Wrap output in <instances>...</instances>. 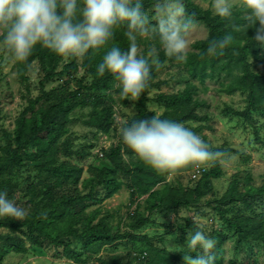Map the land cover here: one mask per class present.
<instances>
[{"label": "trees", "instance_id": "16d2710c", "mask_svg": "<svg viewBox=\"0 0 264 264\" xmlns=\"http://www.w3.org/2000/svg\"><path fill=\"white\" fill-rule=\"evenodd\" d=\"M157 3L158 0H142L143 11L148 15L150 24L148 31L137 37V44L139 48L144 44L149 47L155 45L159 63L153 65L147 87L138 98L136 115L123 128L154 115L184 125L206 122L209 119L207 111H201L207 110L208 104L200 100L199 85L209 82L216 85L218 94L247 95L245 110L237 114L240 117L251 120L253 113L264 114V72L254 71L251 63V59L260 56L264 45L254 42L255 30L252 25L246 24L241 11L237 9L232 17L220 18L210 9L201 8L194 0H183L185 17L192 20L195 27L204 26L208 36L192 45L186 62H179L174 57L165 56L160 49L156 33ZM125 32L126 28L121 26L106 48L84 57L82 66L90 73L92 82L89 86L80 82L76 90L67 87L80 71V58H68L65 62V58L38 45L26 62H14L17 75L26 84L29 93L30 73L36 62L42 80L39 95L29 97L15 122V131H2L0 191L6 192L9 199L24 209L25 216L21 220L0 218V264H5L10 254L28 253L29 246H49L54 249L56 257L74 264H135L119 255L104 257L109 248H117L124 241L144 247L142 253L134 254L141 264H185L184 257L170 252L161 240L139 231L154 224L156 214H177L180 209L200 205L207 196L203 181L209 183L223 177L219 164L206 172L195 188L175 187L167 184L169 175L158 174L145 165L121 140L109 151L102 149V158L105 157L109 165L94 168L92 177L83 180L80 187L83 168L61 159L62 153L83 159L80 153L73 154L58 145L67 133V127L72 122L71 114L76 109L86 105L94 107L95 115L87 124L100 128L104 133L109 131L113 112L109 103L114 99L107 92L114 88L117 80L107 72L104 76L97 75V65L111 46L128 50L129 41ZM145 35L149 38L145 39ZM226 35L233 36L232 43L219 50L218 55L207 56L210 42L223 39ZM260 61L264 63V56L260 57ZM167 63L180 67L183 75L179 76L177 83L183 88L177 93L156 96L154 103L163 109V113L157 115L148 108L151 101L149 94L154 89H161L162 82L158 79ZM57 78L63 80L64 86L47 91L46 85ZM84 91L96 92L99 96L83 97ZM211 151L221 155L235 153L233 150ZM125 156L131 163L124 160ZM241 158L244 162L250 160L245 155ZM193 169L194 166H188L176 174ZM22 171L39 175L49 173L54 178L51 182L34 181L23 189L12 179L13 174ZM124 188L130 191L131 206H134L129 214V223L123 216L116 222V215L101 206ZM261 200H264V186H242L239 180H233L220 198L207 203L233 234L234 264H256L257 249L264 255V210L258 211L257 207ZM187 225L195 230L192 222Z\"/></svg>", "mask_w": 264, "mask_h": 264}, {"label": "rangeland", "instance_id": "374dc122", "mask_svg": "<svg viewBox=\"0 0 264 264\" xmlns=\"http://www.w3.org/2000/svg\"><path fill=\"white\" fill-rule=\"evenodd\" d=\"M201 8L210 9L213 12V0H194ZM208 36V30L204 26H196L189 33L188 53L192 50V45L203 40ZM149 38L145 35V39ZM140 52L147 55L149 51L156 50L155 45L149 47L144 44L139 48ZM264 56V48L259 57L251 59L253 70L257 73L264 72V63L260 57ZM158 59V58H157ZM84 57L79 59L80 71L74 80L68 85L69 90H76L83 85L89 86L92 82L90 73L82 66ZM68 62V58H65ZM180 75H183L180 67L166 64L164 71L160 74L159 79L162 82L160 90H152L149 94L150 103L148 108L157 115L163 113L154 99L160 93L173 94L183 88V85L177 83ZM42 77L39 74L38 63L30 73V93L27 91L26 84L20 80L17 71L14 68V61L4 48L0 46V145L4 144L2 131L10 133L15 131V122L21 112L27 105L29 97H37ZM64 86L63 80L57 78L50 84L46 85V90L50 91L55 88ZM200 100L206 101L208 109L206 112L209 119L204 123H189L185 125L196 130L205 143L208 144L209 150H233L235 153L222 154L217 159L207 162L204 166L208 171L216 164H219L223 177L218 180H212L209 183L203 181L202 186L207 191V196L198 206L188 209H180L177 214H156L153 217L154 224L139 231L141 234L148 235L151 238L161 240L170 252L181 256L191 255L194 257H203L207 259L202 251L187 252L188 233L191 234L196 230H203L210 238L216 241L215 247L207 255L211 256L210 264H234L235 258L233 253V234L229 232L224 223L220 221L219 216L207 206L215 198H220L229 188L233 180H239L242 186L249 184L255 187L264 186V114L253 113L252 119L240 117L237 114L242 113L247 105V95L237 93L232 96L218 94L214 83L199 85ZM112 96L114 102H110L113 112L111 117V127L104 133L100 128H95L87 124L95 115L94 107L86 105L76 109L71 114L72 122L67 127L66 135L59 140L58 145L73 154L80 153L83 159L77 156L68 157L62 153L61 159L65 162H71L83 168L80 187L83 180L92 177V170L96 167L109 165L105 157H101L102 149L109 151L116 147L122 140L121 130L124 124L129 123L136 115V106L138 98L122 97L120 95L119 82L115 83L112 90L107 92ZM99 96V93L84 91L83 97ZM248 156L249 161L244 162L241 155ZM124 160L131 163L129 157L125 156ZM195 167V166H194ZM54 175L45 173L39 175L32 172H18L12 175V179L25 189L32 182L53 181ZM200 181L191 180V171L188 173L167 176V184L171 186H184L195 188ZM163 187V186H160ZM263 201V202H261ZM258 211L264 210V200H261ZM101 206L111 213L115 214L116 222L119 217H124L126 223H129L130 212H133L134 206H131V194L127 188H124L115 197L105 200ZM196 223H193V219ZM188 222L195 224L193 230L188 227ZM215 238H218L217 240ZM219 245V249L217 248ZM144 247L134 245L132 242L124 241L117 248H109L104 257L109 258L113 255H119L125 261H132L135 264H141L135 259L134 254L144 251ZM257 263L264 264V255L258 249L256 250ZM243 257V256H242ZM5 264H74L70 261L56 257L55 251L49 246L39 248L35 246L28 247V253L24 255L10 254L5 260Z\"/></svg>", "mask_w": 264, "mask_h": 264}, {"label": "clouds", "instance_id": "9594fccd", "mask_svg": "<svg viewBox=\"0 0 264 264\" xmlns=\"http://www.w3.org/2000/svg\"><path fill=\"white\" fill-rule=\"evenodd\" d=\"M239 9L252 25L257 44L264 45V0H213V14L230 18ZM156 33L160 49L179 62L188 58V40L195 24L185 17L183 0H158ZM150 20L142 0H0V46L14 62H26L36 46L61 58H83L106 48L116 30L126 28L127 51L111 46L97 65V75L110 73L119 82L122 97L139 98L151 78L158 53L140 52L137 37L143 36ZM233 36L212 40L206 54L214 57L233 41ZM122 142L145 165L158 174L173 175L188 166L206 165L221 154L209 150L200 135L183 123L152 116L121 130ZM24 209L0 191V218L21 220ZM193 219V223L196 221ZM216 241L203 230L188 233L187 252L202 251L203 257L184 256L185 264H210L207 255Z\"/></svg>", "mask_w": 264, "mask_h": 264}, {"label": "built area", "instance_id": "2783aa9c", "mask_svg": "<svg viewBox=\"0 0 264 264\" xmlns=\"http://www.w3.org/2000/svg\"><path fill=\"white\" fill-rule=\"evenodd\" d=\"M102 156L103 154H101V157ZM206 172H208V170L204 166H195L191 171V180L194 182L200 180Z\"/></svg>", "mask_w": 264, "mask_h": 264}]
</instances>
